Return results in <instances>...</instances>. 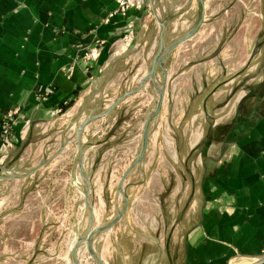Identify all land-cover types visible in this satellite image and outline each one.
Masks as SVG:
<instances>
[{
	"label": "crops",
	"instance_id": "1",
	"mask_svg": "<svg viewBox=\"0 0 264 264\" xmlns=\"http://www.w3.org/2000/svg\"><path fill=\"white\" fill-rule=\"evenodd\" d=\"M218 1L146 0L123 14L119 0H0V126L4 114L18 111L13 147L0 165V206L26 202L18 191L40 173L28 160L39 158L31 155L33 134L47 122L65 118L80 129L84 121L71 116L84 114L93 96L121 88L126 94L112 104L129 95L119 110L146 94L149 106L162 90L142 162L100 169L122 179L128 173V207L93 248L105 264H264V5ZM129 24L130 47L123 45ZM163 31L168 53L156 69L159 85L149 80L132 93L150 72ZM67 138H54V146L63 142L56 159L80 149L79 136L74 147L75 138ZM175 157L183 174L170 183L164 206L161 193L173 173L164 161ZM122 179L98 187L101 195L116 190V205Z\"/></svg>",
	"mask_w": 264,
	"mask_h": 264
},
{
	"label": "rangeland",
	"instance_id": "2",
	"mask_svg": "<svg viewBox=\"0 0 264 264\" xmlns=\"http://www.w3.org/2000/svg\"><path fill=\"white\" fill-rule=\"evenodd\" d=\"M248 2L253 7L264 5V0H248ZM216 3L218 4L219 1L216 0ZM229 3L230 0H223V5ZM157 81L156 78L154 82L159 85ZM125 94L119 88V93L116 95L93 96L84 114L79 111L77 115L74 113L71 116L68 113L66 117L80 116L79 121L85 122L106 113L110 106ZM147 95L132 98L119 110L113 109L103 118H96L86 125L87 134L83 131L81 135V143L85 151L82 166L81 151L78 147L76 149L74 147L80 134L79 124L74 123L69 126L70 122L67 118V122L65 118L57 119L47 122L41 130H37L35 133H39L38 136L33 134L34 150L31 155H36L38 152V159L44 161L40 162L38 159L33 161L31 158L28 160L29 169L33 165H38L40 173L29 178L26 190L18 191V198H22L21 195L24 193L26 202L22 200V203L21 200L16 199L11 206H0V264L21 262L22 264H75L73 251L78 242L80 244L77 248V257L79 256L80 264H99L89 252L86 233L90 229L95 230L111 223L126 203L125 195L121 193V199L116 205V190L104 189L102 195L100 194L98 187L100 188L101 182L117 183L122 179L121 173H102L100 169L102 166H109V172L117 168L121 170L142 153L146 118L149 113L152 114L157 109L160 100V94H155L151 104L145 105L147 108L141 112L145 108L143 102H146ZM112 99L115 100L113 104ZM63 113L65 110L60 115ZM168 128L171 133V127ZM183 128L182 125L176 127L180 133ZM32 132L33 130H30L29 134L27 133L28 137ZM57 135L66 139L69 135L75 138L72 157H69L68 153L62 154L60 159L53 157V152L63 147V142L53 145ZM123 152H127V155ZM164 163L169 169L173 168L172 175L167 176L168 187L161 193L162 204L165 206L163 199L170 192V183L177 181L176 178L180 179L183 165L181 159L180 163L178 162L177 157ZM85 167L88 173L85 172ZM85 180L90 187L88 198L86 197L88 184L85 190ZM90 197L92 204L89 202ZM84 198L93 206L92 222L89 220L88 205L83 204ZM167 209L166 207L165 211ZM99 235L100 232L94 235L92 244Z\"/></svg>",
	"mask_w": 264,
	"mask_h": 264
},
{
	"label": "water",
	"instance_id": "3",
	"mask_svg": "<svg viewBox=\"0 0 264 264\" xmlns=\"http://www.w3.org/2000/svg\"><path fill=\"white\" fill-rule=\"evenodd\" d=\"M163 27L165 29L166 27V24L164 23L163 24ZM198 30V27H196L195 29H193L186 37L185 39H188L190 37H192ZM163 35H164V31L162 33V40H161V44H160V49H159V52L157 54V56L155 57L154 61H153V65H152V68L150 70V72L141 80V86L140 88L137 90V91H134L132 93H137L138 91H140L142 89V87L146 84V82L148 80H156V69H157V66L158 65H161L163 63V61L166 59L167 57V53H168V50L165 49V45H164V39H163ZM129 95V94H127ZM126 95V96H127ZM125 96V97H126ZM125 97H123L122 99H124ZM122 99H120V101H122ZM119 101V102H120ZM163 101H164V91H161V98L159 100V103H158V107L157 109L150 115L147 123H146V127H145V131H144V141H143V149H142V153L140 154V156L134 161L132 167L140 164L144 158V155H145V152H146V149L148 147V142H149V126H150V121L155 118L159 113H160V110L162 108V104H163ZM115 103L106 113L100 115V116H96V117H92L90 119H88L87 121H85L81 127H80V134H79V146H80V151H81V155H82V159H81V166L84 164V154H85V151H84V148L82 146V139H81V135L86 127V125L88 123H90L91 121H93L94 119L96 118H99V117H104L106 115H108L117 105L118 103ZM81 171H82V168H81ZM128 175V173L123 177L121 183H120V190L122 192V186H123V183L126 179V176ZM123 194V192H122ZM90 195V187H89V184H88V190H87V194H86V197L88 198V196ZM125 200H126V203H125V206L123 208V210L117 215V217L109 224L105 225V226H102L100 228H97L95 230H92L90 229L88 235H87V238H86V241H87V246H88V249H89V252L91 254L92 257H94L100 264H105L103 262V260L97 255V253L95 252L94 248H93V244H92V239L94 237V235H96L97 233L99 232H103V231H106L110 228H112L122 217L123 215L125 214L126 210H127V207H128V197L125 196ZM86 204L88 205V207L92 210L93 212V206L90 205L87 201H86ZM93 218V217H92ZM80 244V242H78L75 247H74V251H73V258H74V262L75 264H80V260L78 259L77 257V248H78V245Z\"/></svg>",
	"mask_w": 264,
	"mask_h": 264
},
{
	"label": "built area",
	"instance_id": "4",
	"mask_svg": "<svg viewBox=\"0 0 264 264\" xmlns=\"http://www.w3.org/2000/svg\"><path fill=\"white\" fill-rule=\"evenodd\" d=\"M146 0H119L120 11L123 14H126L127 11L130 9H143L145 7ZM132 25L129 24L125 29V36L123 45L130 46L133 41V31ZM97 48L93 49L90 53V57H95ZM18 113L16 110H11L3 115L1 119V126H0V138H1V146H0V165L7 162L10 150L13 147V135H12V124H13V117ZM31 121H26L24 123V129L26 131L30 128Z\"/></svg>",
	"mask_w": 264,
	"mask_h": 264
}]
</instances>
